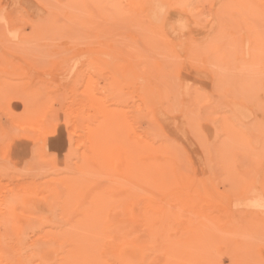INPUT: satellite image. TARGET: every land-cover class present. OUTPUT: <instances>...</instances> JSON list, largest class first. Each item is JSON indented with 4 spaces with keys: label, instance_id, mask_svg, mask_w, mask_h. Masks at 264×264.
Returning <instances> with one entry per match:
<instances>
[{
    "label": "rangeland",
    "instance_id": "rangeland-1",
    "mask_svg": "<svg viewBox=\"0 0 264 264\" xmlns=\"http://www.w3.org/2000/svg\"><path fill=\"white\" fill-rule=\"evenodd\" d=\"M81 1L83 2L84 0H81ZM81 1L80 0H41V1L40 0H0V34L2 35V36L0 35V43L2 41V43L0 44L1 46L0 47V79H1L0 80V118H1L0 119V168L2 169L3 168L2 166H4V169L6 170V171H4V169L2 170L1 174L3 176L0 174V214L4 213L3 214L4 216L1 215V217L3 216L2 219L5 220V215H7V211H8L7 207L5 206L6 207L5 209L7 211L4 212L3 205L5 204V201L7 200L6 202H8L10 198L12 201L13 196L11 194L18 195L17 196L19 198L18 204H20V206H18L17 202L14 204L13 202L14 200H13L12 201L13 205L10 204L12 205L11 207L12 210H9L10 211L8 213L9 215L6 216L8 222H10V219H12L11 222H13L16 225V227H14V225H12L13 223L10 222V224L12 225L14 229L13 230L14 233L13 232L12 233L15 235V237L14 235H11L12 233L8 232L12 229L11 225L8 227L7 225H4L6 220L5 221L0 220L1 221L0 222V225H1L0 239H2L1 241H3L2 236L4 235V233L6 234L7 232L9 233V236H8L9 238L8 237L5 238L8 235V234L7 235L5 234L4 240L5 239L7 240H5L6 242L3 241L4 244L10 243V244H7L9 248H6V250L12 249V246L18 243L16 242V240L20 234L19 233L20 228L23 233H26L24 234L25 237L21 235L22 239L23 240L25 238L26 239L24 240L25 242L23 243L22 242L23 240L19 236L18 244H21V245L31 244L32 246V244L36 241L39 244L43 242V240L46 237L44 234H46V231L49 230L50 228L48 226L49 224L52 228L54 222L57 224V221H58L59 223V220L55 219V218H58V216H56L55 205L58 203L56 202V200L58 201L60 192L64 191L65 187L63 185L60 189V186L62 185L61 183L56 188H55V185L61 182V180L58 178L61 177V175L63 174L61 173V171H62L64 163L68 164L69 166L75 167L76 154H77L76 147L78 146V142H79L78 139L81 138L80 130L84 128L86 125L85 123H86L87 109H86V104L84 106V103L86 102L85 100L87 99V94L84 91H85V87L87 86V82L89 81L88 80L89 75L91 74V77H92V73H89L88 70H86V68L82 65L83 56L82 55H81L82 57L80 56L81 52H79V55H78V52H76L72 48L78 45V47H81L82 50L84 49V52L86 53V58L92 61L95 64V66L97 65L100 69H102L103 70L102 73L105 72L103 73V75L105 74L104 76L100 74L101 78L104 77L103 79H101L100 75L98 74H97L98 75L97 79H96V74L95 76L93 75V77H95V79L97 80L96 88L99 87L97 88V90L102 88L101 91L99 92H102V91L104 92L105 91L104 89L108 88L106 84L107 82L109 83L114 82L113 83L114 85L117 84L118 90L116 91V94L110 95L106 99L108 100L106 104H110V106L112 104L111 108L112 107L119 108L120 106L122 107L121 108L122 110L129 108L127 110L130 111L132 110L131 108L132 106H134L133 108L135 109V107L139 105L140 103L138 102L139 98L135 96L136 87L139 85H142L141 83H144L150 80L151 78L150 75L149 77L145 78L144 70L148 67V65L146 64L148 63L149 60H150V64L151 63L154 64L153 66L150 65L149 71H153V73L155 72L152 75L153 76L155 75L156 77L155 81H157L156 83L157 88H155L153 91V87H151L150 100L147 99L146 100L147 102H145L147 109L151 107L150 108L151 111H149L150 114L148 116L149 119H152V121H154L153 123L155 122L158 123V124L155 123V125L157 124L160 127H162L164 130H167L166 133L168 135L169 142H171V145L176 144V147H177V148H174L172 146L173 149H178V151L180 149L181 151H183V153L182 152L180 153L177 150H175L177 153V157H179L178 155H180L181 157L180 163L182 164L183 169L181 168L180 169L182 170L183 175L185 173L186 174L185 176H187V179H191L192 181L193 191L196 194L201 193L200 195H202L206 200H208L210 203L215 204L218 208L216 209V211L221 214L223 213L225 218L227 217V215H229V218H226V219L231 218L230 220L234 222V220L237 218L235 220L236 222L240 220L241 224H242V221L243 223L246 224L245 226L243 224L242 225L239 224L240 227L244 226V228L243 227L240 228L236 222L234 223L228 222L229 224H232L231 226H229V230L233 228L234 224H236L237 226V228L234 227L236 228V230L232 229L230 230L231 232L229 231L230 233H232V231L234 232V234L236 233L235 235L233 234L234 236H231V237L229 236V238L226 237L227 235L224 236L226 232L223 235L222 234L223 231L222 232L219 231L221 232L219 233L217 231L218 229L216 230L215 227L209 229L208 232L212 234V236L208 235L207 238L215 239L216 237H218L217 239H215L217 240L216 245L221 246V249H222L221 250L222 252L220 253V255L217 256V261L219 262V264H230V258H229L228 252L231 250L237 251L239 249L241 252H239V250L235 252L238 253L239 256L243 255V257L246 258L245 260L247 262L252 260V258H254L255 256V259H254L255 264H258V263L263 264L264 263V229H263L264 227V207L260 208L258 204L260 203L264 204V197H263L264 193L262 192L264 191V189L263 190L261 189L262 191H260L259 189V188H264V182H262L261 184V181H264V179L261 180L260 178L262 176L264 178V173L263 175L261 174V171L263 170L261 169V167L264 168V164L263 163L260 164V162L258 161L262 162V159L264 160V150L262 149L264 148V146L262 147L264 140L260 139L261 137L263 138L264 136L259 137L257 135L258 134L264 135V132L261 133V129L264 130V128H262V125H261L263 124V127H264V120H262L264 118V115H263L264 114V102H263L264 89H261L262 87H264L263 85L264 83L262 84V82H264V63L260 62V60L262 59L261 57L257 58L260 54L258 52H260L262 49L257 51V55H255L256 56L255 58H254V55L252 58V53L253 54L255 53V50L252 48L253 47L252 43L255 42L256 44H258L256 42L257 41L256 39L259 38L260 40H258V42L259 41L261 42V38H264L262 37L263 36L262 34H264V23H263L264 18H263V15H262L263 19L259 18L260 20L262 19V22H261L256 19L257 17L256 18L254 17L256 16L254 14L255 7L253 8V6H250V5L254 4L255 0H240V2L242 1L243 2L242 4H244L242 5L241 8L244 7L246 9V6L248 5L246 10H244V8L241 9L239 7L240 2L238 1L237 3L236 0H225L227 2H225L224 0H221V2H219L218 0H205V1L200 0V2L203 1L202 3L203 6H201L202 4H200V6L196 9V12L197 11L199 12V16L197 12L196 19H198L199 17V21H200V25H198L197 28L191 25V23H189V20L186 14L181 13L180 11H177V10H173L171 9V7H166L162 13V15L164 16L163 22L160 23V26L163 29L164 42L159 44L158 47L154 51H150V52L144 50L143 48L142 40H144V37H141L142 36L141 29L139 30L135 22L132 21L133 19L127 21L128 23H126L125 21L126 19H124L123 15H128L127 16L128 19H130V17L133 15L131 14L133 12L131 8L130 9L132 11L127 10V9H125L124 11H121L119 13L122 15L121 16L118 14V5H117L118 0H94V1L89 0L91 2H87L85 0V3L84 2L82 3ZM131 1L136 7L140 8L139 11H140L141 16H143L144 14L147 15L148 11L151 9L153 4L155 3V0H147V1L131 0ZM142 1L146 3L143 4ZM215 1L220 3L221 8L218 7L219 4L216 3ZM124 2L123 4L120 2L119 7L125 8ZM250 2L252 3L250 4ZM96 3L98 5L100 3L104 7L103 12H102L104 15L99 13V11H101L102 8L98 10L97 12L96 9L98 8L94 6L96 5ZM233 3L234 5L238 4V8L236 6L235 8L233 6ZM256 4L254 5L258 6L256 8L257 9L256 13L258 16V13L262 12L258 10H261L262 7L264 9V0H259V1L256 0ZM202 7L203 9H201ZM217 7L218 9H220V11L217 10ZM227 7H228V10H227ZM48 8H50L51 11L48 10ZM91 8H93L94 10H92ZM239 9L243 13L238 12ZM248 9L250 11L254 10L252 13L254 15H252L251 12L249 13ZM86 10H89V11H86ZM142 10H145V11H142ZM87 15H89V17ZM119 16H121V18L124 21L120 20L121 18ZM134 17L135 16H133V18ZM259 17H260V13H259ZM86 18H89V19H86ZM44 21L46 22V25H44L45 24ZM84 21H87V22L84 23ZM81 22H83V24H86V23L87 24L82 26ZM89 24H90L91 29L88 28ZM189 25L192 27H190ZM85 26L90 30V32L87 31L88 29H86ZM73 27H76V29ZM36 28H38V30ZM42 29L43 30L45 29L44 32ZM254 30L256 31L258 30L257 31L258 33L257 34L255 33L257 38L254 37V34H253ZM3 31L7 34L6 36ZM66 36H68V38ZM251 36L253 38H251ZM52 37L54 38V40ZM20 38L21 39L26 38L25 39L26 41L25 40L23 41ZM27 38L30 39V42L28 41ZM73 41L79 44L76 45L75 42ZM16 42L19 47L14 46V45H17ZM69 44L71 45L70 46L71 48L69 47ZM261 44L264 45V43L262 42ZM259 45L254 44L256 48L257 47L260 48L261 45L260 46ZM133 49L136 54L132 52ZM21 50L22 51L24 50V51L22 52ZM19 51H20V54L18 53ZM64 51H65V54L62 53ZM66 51H69V52H66ZM136 51L137 52L139 51L138 54L140 55V58L142 55L145 58V61L139 65H134L135 64L134 61H136L137 63L141 61L138 58V56L135 57V55H137ZM140 51H142L141 53H144V54L141 55ZM132 55H134V57ZM68 67H69V70L71 68V73L69 72L70 75H68L69 74L67 72L68 70H66ZM64 70L66 71L64 72ZM165 70H166V73L164 72ZM160 71L162 72L160 73ZM168 71L170 74L168 73ZM162 73L163 74L165 73V75L164 77H161L163 79H160V75H163ZM168 74L170 77L168 76ZM117 76L119 79L115 78ZM104 79H105V84L103 83ZM161 80H163V82ZM259 81H261L260 86H259ZM97 83L98 85L100 84V86L104 84V86L103 85L102 86L105 88H103L102 86L100 88V86H98ZM2 84L3 86H1ZM259 87L260 89H258ZM126 92L129 93V95H127ZM97 94L100 97V94L99 93ZM131 95L132 96L134 95V96L132 97ZM257 95L259 96L257 97ZM254 96L258 99L255 98L253 100ZM126 97L128 98L131 97L133 101L136 98L137 101H134V104H133L132 99L130 98L131 100L130 101ZM58 99H60L59 103H57ZM124 99H126L127 103L124 102ZM256 100H258L257 102L259 104L255 102ZM259 100L262 102H260ZM252 101H254L255 103ZM256 104H257V107H256ZM260 104L262 105L260 106ZM170 107L172 108V110ZM82 110H83V120L79 121L77 120L76 116L77 114H79L78 112ZM66 111H67V114L69 111L72 114L70 118L71 119L70 122L63 123L60 120H57L58 116H60V114ZM216 111L218 112V114H216ZM187 112L188 114H186ZM223 112L224 114H222ZM210 113L212 115L211 117H210ZM214 113L216 116L213 115ZM228 114H231V115L228 116ZM224 116L228 117L226 118L227 123L224 119ZM43 117H47L46 119L44 118L45 122H43L44 120H42ZM185 117H188V118H185ZM229 117H231V120L229 121L230 122L232 121L231 122V125L233 126V127L231 126L233 128L232 130L235 129L236 131L235 130L234 131L236 132V134L241 133V135L240 134L238 136L236 134L235 135L229 134L230 136L228 135L227 131L229 130L226 127V125H228L229 127L230 123H228V120H227L229 119ZM96 118L97 117H95L94 119L97 120L98 118L97 119ZM131 118L132 117H130V119ZM2 119H5V120L2 121ZM164 119H166L168 122H165ZM189 119H192V120H189ZM173 120H175L176 124L174 123ZM209 121L211 122L209 123ZM213 121L215 122V124ZM186 122L188 124H186ZM236 122H237V125H236ZM190 123L191 125L193 123L196 125H194V127H187V125L190 126ZM219 123H221V127ZM210 124H214V127L218 125V128L220 127L221 129L219 128L220 129L219 130L217 127L212 128L213 126H211ZM242 124H244V126L245 124L246 125L249 124V126L247 125L248 127H245V128L244 126H242V128H240ZM257 124H259L261 128H259ZM175 125L178 126L176 127L178 128L177 130L176 128H174ZM169 126L172 128H170ZM255 127L258 129H256ZM47 128L53 132L55 129H57V133L52 132L53 134L50 135L51 137H48L49 135H47L46 133L47 131L45 132ZM195 129L198 130V131L196 130L197 131L196 134L194 133ZM200 129L202 130V132ZM214 129H216V131H214ZM240 129L244 131L240 132ZM217 130L221 132L219 133V131L217 132ZM237 130L239 132H237ZM191 131H193V134H191L192 133ZM199 131L203 135H201ZM43 132H45L46 134ZM70 132L72 133L74 141L72 145L69 147V149H67L65 138L68 136ZM171 132L173 134L172 135L173 138L175 137L174 138L175 140L171 137V134H170ZM246 132H248V134H246ZM199 134L201 135V137ZM214 134L219 136V137L217 136L219 139L216 137L217 140L215 139L214 142H211L214 145L216 143L218 144V145L216 144L215 147L214 145L210 146V141H212V139L215 138L213 137L215 136ZM7 136H9L10 138L8 139ZM38 136L39 138H37ZM230 137L232 138L231 141H232V145L234 146V150L229 140ZM32 138L39 140V141H36L38 143V144L36 143V146L38 147L39 145V147H41L40 150H36L39 148H36L35 143H34L35 139H32ZM200 138L201 140L205 142L201 141L203 142L201 143L199 140ZM196 139H198V141H196ZM248 139L251 140V144ZM222 140H223V143L221 144ZM195 141L200 144H197ZM215 141L217 142L215 143ZM244 141L246 142V144H248L247 146H245L246 144L244 145L245 143ZM224 143L226 144L227 147L224 145ZM56 144L59 147H57ZM204 144H209L207 146H209L210 148L208 147L209 149H204L206 147V145L204 147ZM236 144H238L237 145L238 148L243 147L242 153H241L242 150H239L240 152L238 151V149L237 151H235ZM219 145H220V148H219ZM199 146H201V149L203 150H201ZM198 147L200 150L198 149ZM228 147L230 149L232 148L233 151L230 149L226 151ZM210 149L212 150V152H210ZM4 150L7 152H5ZM216 150L217 152H215ZM38 151H40L43 154L42 157L39 156L41 154H38L40 153ZM213 152L215 153V156L213 155ZM243 153H245L246 158L254 159L256 157L255 160L256 159L258 160L256 163L257 165H256L254 164L255 162L253 159L252 160L249 159L250 162L253 161V163L249 162L250 163L249 164L246 162V164L244 165V167L246 168V172L241 170L247 174V175L245 174V176H248V178L246 177L245 179L249 180L251 178L249 180L251 182H249L248 187H247L248 190L245 187L244 188L239 187L242 184H243L242 186H247L248 181L244 179L245 176L243 174L241 175L240 170L238 173L237 169H240V168L244 169L242 168L243 166L238 168L239 166H241V163L240 164L238 163L239 165L237 166L235 162V161H239L244 164L245 162H243V160L248 161L246 158L244 159L242 155ZM223 154L225 155L224 157H222L224 158V160H222L221 158V155ZM259 154L263 158H261ZM67 155L69 156L67 157ZM246 155L249 157H247ZM51 156L53 159L51 158ZM211 156H214V158L213 157L211 158ZM258 157H260L261 160H259L260 158ZM2 158L3 159L5 158L6 161L3 160ZM43 158L46 159L43 161L47 162L49 168L46 166L47 165L45 164L46 162L43 164V161H42ZM185 159H186V162H185ZM232 159L234 160L235 162L234 164L237 167H235V165L232 164V161H233ZM50 160H52V162ZM203 160L205 161V163L203 162ZM221 160L223 161L224 164H226V166L224 167L226 173L224 172V168H223L224 164H222ZM7 161L9 162V164ZM19 161H21L24 165ZM188 161H190L189 162L190 165H188ZM4 162L6 163L4 164ZM213 162H216L217 165H219L222 168V170L221 168H218L219 166H217L216 163H213ZM230 163L231 165H233V168L231 167ZM185 164L189 168L187 169L186 167V169L184 170ZM206 164L208 165L207 169H206V166H204ZM247 164H249V166L254 164L257 167L259 165L260 166L258 167V170L260 169L259 173L257 174L256 172L253 173L254 170L256 171L257 167L256 169H253L255 168L254 165L247 167L248 166ZM6 165L7 166L9 165V167H7ZM212 165L213 166L216 165V167L213 168ZM10 166H11V169L13 170L10 169ZM28 167L30 168L26 169ZM81 167H83V171L85 170L84 168H87L85 171L87 172L89 171L88 173L94 174L92 170L94 168L90 167L89 165H86V164L84 165L83 163ZM196 167H197V170H196ZM251 167H253L252 168L253 170L251 169ZM88 168H90L91 171ZM208 168L210 169L208 170ZM23 169H25L28 174ZM30 169L32 170L31 172H30ZM100 169L101 168L99 167L95 168V171L97 172V173L95 172V175L102 174ZM232 169H233V172L239 174V177L237 174V178L239 179V180L237 179V181H239L238 188H236L237 187L236 185L238 183L236 184L237 181L235 182L236 174L232 172ZM217 170L219 171L221 170L222 174H221V171L218 173ZM34 171L35 172L37 171L38 174L36 172L34 175ZM7 173H9L10 175ZM88 173H85V176L82 174V177H80V180H79V183L81 182L79 185V190L81 187L82 192L79 191L78 195L79 193L81 194L84 193L85 195L87 193L86 197L84 198L85 204L83 203V201H81L82 197L84 196V194H82L83 196L80 195L81 199L77 195L78 201L74 200V203H71L69 205V207L67 208L68 210H66L68 211V213L67 212L66 213L69 214V217H72V218L71 219L69 218L70 219L69 220L66 214V217L68 219V222L67 220H65L66 222L64 221V223H66L64 228L66 227V229H69L68 227L73 228L74 225L76 226L75 223L78 222L76 216H78V220L82 218L81 216H79L78 213L82 212V214H84L85 212L84 205L88 204L86 203V201L88 202L90 200L89 202H92V197L93 196L96 197L94 194L97 191L96 189L98 188H95V187L101 180L99 181H97L98 179H96L95 181L94 179L88 180L87 178L89 176ZM215 173H217V175L218 174L220 175L217 176ZM223 173L227 174L228 183L230 180H233V183L235 185H232L231 187L234 188L233 189L234 192L236 189H237L236 193L239 192L243 194L246 192V195L244 197L245 202L244 203L242 202L243 205L240 203L241 204L240 206V204L238 203V199L243 198L244 195L237 194L236 197L240 195L238 199H236V197L233 196V199H236L234 201L232 200V196L230 197L228 195L223 194L222 192L217 191L219 189L216 190L215 187L218 186L220 188L221 184L223 185L221 187H226L225 186L226 184H223V183H227L226 179H225V182H220V179L221 178L223 179L225 177ZM75 174H74V177H75ZM93 174L90 175L89 177L95 178L93 177ZM86 175L88 176L86 177ZM222 175L224 177H222ZM101 176L102 175L100 176L98 175V177H101ZM102 178L104 179L105 182L109 179L106 175ZM228 178H231V179L228 180ZM57 179L59 180V182L57 181ZM242 179L243 181L244 180L245 181L243 182ZM55 180H56V183L54 186H52L51 185L53 183L52 181L55 182ZM91 180H92V183H91ZM47 181L48 183H46ZM87 181L90 182L92 187L89 184V182L87 183ZM93 181L97 183L93 185ZM104 181L99 183L97 187L101 189L104 185V187L102 188L104 189L105 186L109 185L108 182L104 183ZM34 182L37 185L34 186L33 185ZM245 182H247L246 185H244ZM42 183L43 184L46 183L49 186L51 185L52 187H50L49 189V186L46 187L45 184H44L45 186H43ZM102 183L103 185L101 186ZM214 183L216 184L221 183V184H219L220 186L216 184L214 186ZM228 183H227V186H229ZM252 183L253 185L251 186V188L254 187L253 188L254 190L253 189L249 190L251 189L250 184ZM38 185L41 186L42 190ZM86 185L90 186V188L92 189L95 188L96 190V191L92 189L91 191L89 190L90 192L94 191V193H92L91 198L89 197V195L91 194L88 192V190H86L89 187ZM141 185L143 187L144 184L141 183L139 187H141ZM260 185H263V187H259ZM23 187L25 188V190ZM26 187H28L30 190ZM34 187L37 189L39 187V189L35 191ZM231 187L229 189H231ZM44 189L47 192H45ZM83 189L86 190L87 192H83ZM100 189H98V193ZM137 189H140V188H137ZM243 189H245V191ZM32 191H35V193L34 192L32 193ZM56 192L58 194H56ZM9 193L12 196V197L10 196V198L7 197L9 196L8 195ZM24 194H27V195L24 196ZM38 194H40L41 196ZM261 194H262V197H261ZM5 195H7L6 196L7 198L5 197ZM36 195H38V197ZM54 195L55 196L58 195V196H56L55 198ZM142 195L143 194H141V197ZM246 196H249V197H246ZM3 197H5L6 200L3 199ZM254 197H256L255 200L253 199ZM51 198H53V200ZM151 198L152 199L149 201L150 198L148 199L147 197L149 203L154 202L157 199L156 196L155 198L154 197H151ZM143 199L144 198H137L136 200H134L136 201L135 203L134 201L131 202L130 204L131 213L133 212L135 213L137 211V209L139 208V206L137 205L141 201L143 202L145 200ZM147 199L144 202H146ZM250 199L252 202L250 201ZM2 200L4 201L3 205H2V202H3ZM15 200H17V198ZM49 200L50 202L51 201L52 202L49 203L48 202ZM11 201L9 202L11 203ZM133 203L135 204V206ZM233 203L235 204L234 206H233ZM50 204L53 207H51ZM91 204L92 203H90V205H87L88 208L86 209L92 210ZM5 205L8 206V204H5ZM43 205L45 206V208L42 207ZM78 205H80V207L81 206H84V207H81L79 211ZM16 207L17 209L19 208V210H16ZM72 208H75L76 210ZM250 209H252L250 211L252 217L248 218L245 214H247ZM259 209L263 211L262 215ZM26 210L30 211V213L33 214V216L30 215L29 212H26ZM72 210L73 212H71ZM74 210L76 213H74ZM16 211H17V214H16ZM51 211H53L54 213L53 215H51L52 214ZM252 211L254 212L255 215L253 214ZM255 211L260 212V213L256 215ZM24 212H25V215H23ZM10 213L11 214L13 213V214L11 215ZM248 214L250 215V213ZM8 216L9 217L11 216V217L8 218ZM25 216L30 218L29 222H28L27 217ZM243 216H246V217H243ZM73 217H74V221L72 222L71 220H73ZM233 217H235V219ZM257 217L259 218L261 217L262 221L259 223L253 222L254 219H257ZM31 218H34L35 221H32V222H35V223H31ZM242 219L244 220L247 219L246 221L248 223L246 221L244 222V220ZM42 220L44 223H42ZM50 220H52V224L50 223ZM45 221L49 222V224L45 223ZM61 222L63 223V220L60 221V223ZM91 222H89V224H91ZM29 223L32 225H29ZM25 224L29 226H26ZM33 225L34 226L37 225L38 227H34ZM66 225H68V227ZM251 225H252L251 227L252 229L250 230H252L251 232L253 233H249L247 237V234H248L247 227L249 226L250 228ZM255 225H258V226L260 225L259 226L260 228L258 226L257 228ZM30 226L31 227L33 226L32 228H34L32 231H30L31 229L30 230L28 229V227L30 228ZM2 227L4 228L3 231H5V228L8 231H5L4 233H2L1 232ZM90 227H92V225ZM42 228H44L43 231H42ZM38 229L40 231L39 234L42 232L40 236L38 232H36L38 231ZM23 230L27 232H24ZM29 231L30 233L31 232L32 233L30 234ZM1 233L3 235H1ZM245 233H246V236H245ZM238 234L241 236L243 234L244 236L239 237ZM13 237L15 238V242L13 240L14 239ZM220 238L226 239L227 241V242L225 241L226 244H229L230 242V246L225 247L226 244H224L225 242L223 243L224 240H220ZM240 238L242 239V242ZM33 240H36V241L32 243L31 241ZM40 240H42L41 243H40ZM215 240H214V243L216 242ZM219 240H220V243H218ZM211 241H209V247H211L212 245ZM221 241L223 244H221ZM3 242H1L2 245L0 244V246H4ZM210 242H211V245H210ZM7 245L2 247L1 250H5L4 248ZM213 246H215V244ZM44 248H45V244H44ZM253 249L255 251H253ZM1 250H0L1 255H5L7 253L6 251H4V253L2 254L3 251ZM223 250L225 251L224 253H223ZM42 251H43V255H47L51 257L52 259V255H53L52 249L45 248V250L43 249ZM29 252H32V250H30ZM8 254L9 256L12 255L10 253ZM8 254H6L7 258H9ZM245 254L246 256H249V257L244 256ZM13 255L11 257L15 258L13 259L15 262L18 259H20L21 255L17 256L18 254L16 252H13ZM257 256L258 257L260 256L262 260L259 257V260L257 259L256 261ZM2 258L4 257L2 256ZM247 258L248 259L250 258L249 261L247 260ZM261 261L262 263H260ZM250 263L254 264L253 260L252 262L250 261L249 264Z\"/></svg>",
    "mask_w": 264,
    "mask_h": 264
},
{
    "label": "bare ground",
    "instance_id": "bare-ground-1",
    "mask_svg": "<svg viewBox=\"0 0 264 264\" xmlns=\"http://www.w3.org/2000/svg\"><path fill=\"white\" fill-rule=\"evenodd\" d=\"M41 1V0H40ZM81 1V0H80ZM87 2H91L89 0H86ZM94 1V0H93ZM147 1V0H145ZM205 1V0H204ZM219 2H221V0H218ZM225 1V0H224ZM238 1L240 2V0H236V2L238 3ZM259 1V0H258ZM82 2V1H81ZM85 3V0L83 1ZM82 2V3H83ZM99 2V1H97ZM120 2L123 4L124 0H118V14L121 12V11H124L125 9L127 10H133V12L131 14H133L130 19H128V15H123L124 16V19H126V23H128L127 21L129 20H132L135 22V24L138 26L139 30L141 29V32H142V36L141 37H144V40H142V44H143V48L144 50L150 52V51H154L159 44L163 43L164 40H163V29L161 28L160 26V23L163 22V11L165 10L166 7H171V9L173 10H177V11H180L181 13H184L187 15L188 17V20H189V23H191V25H193L194 27H198V25H200V21H199V12H198V19H196V15H197V12H196V9L200 6V4L203 3V1L200 2V0H155V3L153 4V6L151 7V9L148 11V14L147 15H143L141 16L140 15V8L136 7L133 2L131 0H125L124 4H125V8H121L119 7L120 5ZM143 4L146 3L144 1H142ZM141 2V3H142ZM216 2V1H215ZM227 2V1H225ZM231 2V1H229ZM233 2V1H232ZM218 3V2H216ZM235 3V2H234ZM233 3V6L237 7L238 8V4L237 5H234ZM243 2L241 1L239 3V7L241 8ZM252 2H250L251 4ZM138 4V3H136ZM215 4V3H214ZM219 4V5H218ZM218 7L221 8L220 6V3H218ZM256 4V0H255V3ZM254 4L250 5V6H253L254 10H249V13L251 12V14L253 13L254 11V14L256 16H254L258 21H261L262 22V19L264 18V9L262 7L261 10H258V11H262V12H259L260 13V17H259V13H258V16H257V7L258 6H255ZM261 4V3H260ZM263 4V3H262ZM140 5V4H139ZM148 5V4H147ZM241 5V6H240ZM246 5V4H245ZM257 5V4H256ZM96 6L98 10H100L102 8L101 11H99V13L103 14V9L104 7L99 3V5L96 3ZM203 6V4L201 5ZM223 6V5H222ZM230 6V5H229ZM232 6V5H231ZM82 7V6H81ZM217 7V10L220 11V9H218ZM235 7V8H236ZM248 5L246 6V9H247ZM95 8V7H94ZM131 8V9H130ZM234 8V9H235ZM244 8V7H243ZM241 8V9H243ZM92 10H94L93 8H91ZM200 9V8H199ZM198 9V10H199ZM203 9V7L201 8ZM200 9V10H201ZM231 9V7H230ZM233 9V8H232ZM244 8V10H246ZM259 9V8H258ZM48 10H50V8H48ZM82 10V9H81ZM85 10V9H84ZM126 10V11H127ZM131 10V11H132ZM147 10V9H146ZM216 10V9H215ZM227 10H228V7H227ZM240 10V9H239ZM238 12H242L241 10ZM247 10V11H248ZM51 11V10H50ZM86 11H89V10H86ZM91 11V10H90ZM142 11H145V10H142ZM245 11V12H247ZM51 13V12H49ZM93 13V12H92ZM91 13V14H92ZM105 13V12H104ZM135 13V14H134ZM144 13V12H143ZM142 13V14H143ZM243 13V12H242ZM240 13V14H242ZM94 14V13H93ZM92 14V15H93ZM109 14V13H108ZM246 14V13H245ZM252 14V15H254ZM104 15V14H103ZM121 15V14H119ZM130 15V14H129ZM201 15V14H200ZM244 15V14H243ZM248 15V14H247ZM246 15V16H247ZM262 15H263V18H262ZM75 16V15H74ZM77 16V15H76ZM89 17V15H87ZM122 16V15H121ZM121 16H119L121 18ZM126 16V17H125ZM133 16H135L133 18ZM93 17V16H92ZM91 18V17H90ZM259 18H262L261 20ZM79 19V18H78ZM86 19H89V18H86ZM84 19V20H86ZM48 20V19H47ZM92 20V19H91ZM120 20H123L122 18ZM81 21V20H80ZM83 21V20H82ZM124 21V20H123ZM264 21V20H263ZM34 22V21H33ZM45 22V21H44ZM87 22V21H84V23ZM55 23V22H54ZM82 23V26L86 25V24H83ZM90 23V22H89ZM264 23V22H263ZM38 24V23H37ZM79 24V23H78ZM41 25V24H40ZM46 25V22L45 24ZM43 25V26H44ZM190 26V25H189ZM49 27V25H48ZM86 27V26H85ZM192 27V26H190ZM45 28V27H44ZM47 28V27H46ZM76 29V27H73ZM88 28H90V24L88 26ZM86 27V29H88ZM38 30V28H36ZM40 29V28H39ZM57 29V28H55ZM59 29V28H58ZM91 29V28H90ZM255 29V27H254ZM43 30V29H42ZM45 30V29H44ZM43 30V32H44ZM48 31V30H47ZM54 31V30H53ZM58 31V30H57ZM88 32H90V30L88 29L87 30ZM258 31V30H257ZM256 30H254V37H256V34L258 33ZM4 32V31H3ZM40 32V31H39ZM49 32V31H48ZM60 32V31H59ZM87 32V33H88ZM146 32V33H145ZM5 33V32H4ZM8 33V32H7ZM27 33V32H26ZM25 33V34H26ZM41 33V32H40ZM47 33V32H46ZM256 33V34H255ZM44 34V33H43ZM41 34V35H43ZM50 34V33H48ZM89 34V33H88ZM147 34V36H146ZM252 34V36H253ZM1 35V34H0ZM7 34L5 33V36ZM24 35V34H23ZM31 35V34H30ZM264 37V34H262ZM2 36V35H1ZM55 36V35H54ZM251 36V38H253ZM27 37V36H26ZM68 38V36H66ZM250 37V36H249ZM30 38V37H29ZM28 39V41L30 42V39ZM32 38V37H31ZM53 38V37H52ZM51 38V39H52ZM62 38V37H61ZM72 38V37H71ZM3 39V38H2ZM9 39V38H8ZM21 39V38H20ZM26 39V38H25ZM24 38L21 39V40H25ZM140 39V38H139ZM4 40V39H3ZM19 40V41H21ZM33 40V39H32ZM54 40V38H53ZM66 40V39H64ZM257 43L256 44L255 42L252 43L253 45V49L255 50V53L253 54L252 53V58H253V55H254V58L256 57L255 55H257V51L261 50L259 54V56L257 58H264V45L261 44L264 43V38H261V42L258 40H260L259 38L256 39ZM16 41V40H15ZM14 41V42H15ZM26 41V40H25ZM34 41V40H33ZM76 41V40H75ZM73 41V42H75ZM13 42V44H14ZM72 42V41H71ZM253 42V41H251ZM250 42V43H251ZM2 43V41H1ZM0 43V44H1ZM70 43V42H69ZM17 44V42H16ZM74 44V43H72ZM75 44H79V43H76ZM255 45H261L260 48H256ZM4 45V44H2ZM259 45V46H260ZM15 47L18 46L17 45H14ZM64 46V45H63ZM71 45L69 44V47ZM1 47V46H0ZM5 47V46H4ZM19 47V46H18ZM67 48V47H66ZM71 48V47H70ZM76 52H78V55H79V52L80 53V56L82 57V65L86 68V70H88L89 73H92V77H91V74L89 75L88 77V82H87V86L85 87V93L87 94V99L85 100L86 102L84 103V106L86 104V109H87V116H86V125L84 128H82L80 131H81V135H80V139L79 142H78V146L76 147V151H77V154H76V162H75V167L73 166H69L68 164H65L63 165V168H62V171L61 173H63L61 175V177H59L58 179L61 180V182H59V180L57 179V181L59 182V184L56 183V180L55 182L52 181L53 183L51 184L52 186L55 185V188L60 185V183L62 184L60 186V189L61 187L64 185L65 187V190L60 192L59 194V198H58V201L56 199V202H58L57 204L55 205V210H56V216H58V218H55L57 220H59V223L57 221V224L53 223V226L51 228L49 222L45 221V223L49 224L47 228H49V230L46 231V234H44L46 237L45 239L43 240V242L41 243L42 240H40V243H37L36 240H33L31 241L32 243L34 241L32 246H31V242L29 243L30 245H27V244H24V245H21V244H18L19 243V236L20 238L22 239L21 235L24 236V234L26 233H23L21 228H20V234L16 240V243L14 246H12V249H7L6 248H9V246L7 244H10V243H6L4 244L3 241L7 240L5 239L4 240V236L6 233H4L5 231H8L6 228H5V231H3V227L1 228V232L4 233V235L1 233L2 238H3V241H1L2 239H0V244L2 245L1 242H3L4 246L7 245L4 249L5 250H1L2 247L4 246H0V250L3 251L2 254L4 253V251H6L5 253L8 254H12L13 255V252H16L19 256H20V259H18L16 262L13 260L15 259L14 257H11L12 255L9 256L8 254V257L7 258V255H1L0 254V264H219V262L217 261V256L220 255V253L222 252L221 250V246H217L216 243H217V239L218 237H216L215 239H212V238H209L211 240H209L207 237L208 235H211L208 231L209 229L215 227V229L219 232V231H223L222 234L225 235L226 237L229 238V236H234V232L232 231V233H230L232 229H235L237 228L236 224L233 225V228H231L229 230V226H231L232 224H229L230 222H233L232 220L230 219H226V218H229V215H227V217L225 218L223 213H219L216 211L217 206L213 203H210L208 200H206L202 195L200 194H196L194 191H193V188H192V181L191 179H187V176H185L186 174L182 173V164L180 163L181 160H180V155H178L179 157H177V153L175 150L178 151V149H173L174 148H177L176 147V144L175 145H171V142H169V139H168V135H167V130H164L162 127H160L159 125H155V123H153L154 121H152V119H149V114L151 111L150 108L147 109V106L145 105V102H147L146 100H150V96H151V87H153V91L156 87V83L157 81H155L156 77L155 75L153 76L152 74L153 71H149L150 70V65H154V64H150V60L148 61V63L146 65H148V67L144 70V73H145V78L149 77L150 75V80L149 81H146L144 83H141L142 85H139L136 87V95L134 93V95L136 97H138L139 101V105L135 107V109L133 108L134 106H132V110H127V109H124L122 110L119 106V108L117 107H112V104L110 106V104H106L108 100L107 97L110 96V95H115L116 94V91L118 90L117 89V84L114 85L113 83L114 82H107V89L104 86L105 84V79L102 81L104 84H102L101 86L103 88H105L104 92H99L101 91V86L100 84L97 85L100 86L101 89L97 90V87L96 88V79L98 77V75H103V72L102 73V69H100L97 65L95 66V64L88 60V58H86V53L84 52V49L82 50L81 47H78L75 46V47H72ZM257 50H256V49ZM63 49V48H62ZM61 49V51H62ZM69 49V48H68ZM11 50V49H10ZM70 50V49H69ZM22 51V50H21ZM24 51V50H23ZM22 51V52H23ZM50 51V50H49ZM60 51V52H61ZM263 51V52H262ZM21 52V53H22ZM51 52V51H50ZM66 52H69V51H66ZM132 52H134V49L132 50ZM137 52V51H136ZM139 52V51H138ZM137 52V55L138 58L141 60L140 62H136L134 61V65H139L141 63H143L145 61V58L142 54L144 53H141L142 51H140V54L142 55L141 58H140V55L138 54ZM20 54V51L18 52ZM63 54H65V51L62 52ZM75 53V52H74ZM127 53V52H126ZM135 53V52H134ZM132 53V54H134ZM68 54V53H67ZM66 54V55H67ZM72 54V53H71ZM136 54V53H135ZM129 55V54H128ZM263 57H262V56ZM134 57V55H132ZM132 57V58H133ZM134 59V58H133ZM136 59V58H135ZM262 59L260 60L261 63H264V59L262 61ZM137 60V59H136ZM133 61V60H132ZM64 65V64H63ZM262 65V64H261ZM166 66V65H165ZM16 69V68H15ZM62 69V68H61ZM172 69V68H170ZM68 70L67 72L71 73V68L69 70V67L66 69ZM64 70V72L66 71ZM143 70V69H142ZM160 70V69H159ZM63 72V73H64ZM162 71H160L161 73ZM166 73V70L164 71ZM62 73V72H61ZM70 73L68 75H70ZM165 73L163 75H160V79H163L161 77H164ZM169 73V71H168ZM96 74V79L95 77H93V75L95 76ZM98 74V75H97ZM170 74V73H169ZM168 74V76H169ZM60 75V74H59ZM101 75H100V78H101ZM69 77V76H67ZM66 77V78H67ZM170 77V76H169ZM104 77H102L101 79H103ZM117 79V77H115ZM63 79V78H62ZM1 80V79H0ZM92 80V82H91ZM99 80V79H98ZM116 80V79H115ZM163 82V80H161ZM160 81V82H161ZM99 82V81H98ZM117 82V81H116ZM159 82V81H158ZM261 81H259V86H260V83ZM29 83V82H28ZM264 82H262L263 84ZM4 84V83H3ZM3 84L1 86H3ZM125 84V83H124ZM5 85V84H4ZM8 85V84H6ZM31 85V83H30ZM29 85V86H30ZM264 85V84H263ZM13 86V85H12ZM27 86V85H26ZM28 87V86H27ZM126 88V87H125ZM130 89V88H129ZM260 89V87L258 88ZM261 89H264V87H262ZM115 92V93H114ZM264 92V91H263ZM262 92V93H263ZM99 93L100 94V97L99 95L97 94ZM127 93V92H126ZM127 95H129V93H127ZM126 95V96H127ZM133 95V96H134ZM263 95V94H262ZM132 96V95H131ZM132 96V97H133ZM183 96V94H182ZM259 95H257L258 97ZM264 96V95H263ZM106 97V98H105ZM128 100H130L131 97H126ZM256 97L254 96L253 97V100L255 99ZM261 98V97H260ZM61 99V98H60ZM60 99H58V102L59 103ZM132 99V98H131ZM152 99V98H151ZM184 99V98H183ZM181 99V100H183ZM258 99V98H256ZM262 99V98H261ZM230 100V99H229ZM263 100V99H262ZM131 101V100H130ZM129 101V102H130ZM134 101H137L136 98ZM134 101L132 99V102L134 104ZM237 101V100H236ZM258 100H256L255 102H257ZM260 101V100H259ZM120 102V101H119ZM124 102L127 103L126 99H124ZM254 102V101H252ZM254 102V103H255ZM262 102V101H260ZM264 102V100H263ZM258 103V102H257ZM131 104V103H130ZM136 104V103H135ZM177 104V103H176ZM232 104V103H231ZM259 104V103H258ZM172 105V104H171ZM262 104H260L261 106ZM118 106V105H117ZM129 106V105H128ZM215 106V105H213ZM259 106V107H260ZM256 107H257V104H256ZM126 108V107H125ZM171 108V107H170ZM214 108V107H213ZM216 108V107H215ZM218 108V107H217ZM148 110V111H147ZM172 110V108H171ZM213 110V109H212ZM217 110V109H216ZM253 110V109H252ZM144 111V112H143ZM228 111V110H226ZM81 112V113H80ZM78 112L79 114H77V120L81 121L83 120V110ZM189 112V111H188ZM188 112L186 114H188ZM62 113V112H61ZM133 113V114H132ZM233 113V112H232ZM97 114V115H95ZM216 114H218V112L216 111ZM224 114V112L222 113ZM259 114V113H258ZM71 113L70 111L68 112L67 114V111L66 112H63L62 114H60V116H58L57 120H60L61 122H65V123H69L70 122V118H71ZM215 115V113L213 114ZM227 115V114H225ZM231 115V114H228V116ZM236 115V114H235ZM264 115V114H263ZM187 116V115H186ZM211 113H210V117H211ZM216 116V115H215ZM260 116V115H259ZM97 117L95 120L94 118ZM130 117H132L130 119ZM152 117V116H151ZM191 117V116H190ZM209 117V119H210ZM238 117V116H237ZM251 117V116H250ZM262 117V116H261ZM40 118V117H39ZM47 117H43L42 120H44L43 122H45V119ZM185 118H188V117H185ZM222 118V117H221ZM220 118V120H221ZM226 118L228 117H225L224 116V119L226 121ZM1 119V118H0ZM194 119V118H193ZM223 119V121H224ZM234 119V118H232ZM257 119V118H255ZM5 119H2V121H4ZM165 122H168L166 119H164ZM188 120V119H187ZM186 120V121H187ZM189 120H192V119H189ZM228 120V123L229 124V127L228 125H226V127L228 128V130L230 131H227L228 135H235L236 134V130H232L233 126L231 125V122L229 120H231V117H229ZM259 120V119H258ZM264 120V118L262 119ZM261 120V122H262ZM174 123H175V120H173ZM219 121V120H218ZM249 121V120H248ZM256 121V120H255ZM193 122V121H192ZM195 122V121H194ZM211 121H209L210 123ZM214 122V121H213ZM259 122V121H258ZM172 123V122H170ZM218 123V122H217ZM223 123V122H222ZM225 123V122H224ZM227 123V121H226ZM246 123V122H245ZM257 123V122H256ZM176 124V123H175ZM186 124H188L186 122ZM215 124V122H214ZM214 124H210L211 126H213L212 128H215L217 127L218 128V125L214 127ZM220 124V127H221V123ZM260 124V123H259ZM259 124H257L259 126ZM167 125V124H166ZM171 125V124H170ZM184 125V124H183ZM193 125V126H192ZM190 123V126L187 125V127H194V125L196 124H192ZM236 125H237V122H236ZM249 126V124H247ZM246 124L244 126V124L241 125L240 128H242V126L245 127H248ZM256 125V127H257ZM262 125V128L263 127V124ZM44 126V125H43ZM173 126V125H172ZM224 126V124H223ZM232 126V127H231ZM45 127V126H44ZM170 127V126H169ZM178 126L175 125L174 128H176ZM186 127V126H185ZM197 127V126H196ZM219 127V128H220ZM255 127V128H256ZM46 128V127H45ZM56 128V127H55ZM172 128V127H170ZM200 128V127H198ZM208 128V127H207ZM218 128V129H219ZM237 128V127H235ZM259 128H261L259 126ZM38 129V128H37ZM178 128H176L177 130ZM189 129V128H188ZM221 129V128H220ZM219 129V130H220ZM247 129V128H246ZM258 129V128H256ZM45 130V129H43ZM50 129H46L45 132L47 133V135H49L48 137H51L50 135H52L53 133H57V129L53 131H49ZM79 130V129H78ZM194 130V129H193ZM197 129H195L194 133L196 134ZM201 130V129H200ZM217 130V132L219 131ZM249 130V129H248ZM175 131V130H174ZM214 131H216V129H214ZM213 131V132H214ZM232 131V133H231ZM241 131H244L242 129H240V132ZM39 132V131H38ZM41 132V131H40ZM43 132V133H45ZM53 132V133H52ZM62 132V131H61ZM60 132V133H61ZM192 132V133H191ZM190 133L193 134V131H191ZM200 132V131H199ZM202 132V130H201ZM200 132V133H201ZM221 131H219L220 133ZM223 132V130H222ZM237 132H239L237 130ZM264 130L261 129V133H263ZM45 133V134H46ZM63 133V132H62ZM169 133V132H168ZM205 133V132H204ZM218 133V135H219ZM243 133V132H242ZM65 134V133H64ZM171 134V137L173 138V134L172 132L170 133ZM169 134V135H170ZM210 134V133H209ZM222 134V133H221ZM241 135V133H239ZM238 133L236 134L237 136L239 135ZM246 134H248V132H246ZM258 134V133H257ZM38 135V134H37ZM44 135V134H43ZM42 135V136H43ZM61 135V134H60ZM176 135V134H175ZM174 135V136H175ZM200 135V134H199ZM201 135H203L201 133ZM200 135V137H201ZM205 135V134H204ZM215 135V134H214ZM218 135H215L212 139V141H210V146L211 145H214L213 143L211 142H214V140L216 139V137ZM223 135V134H222ZM229 135V136H230ZM10 136V135H9ZM8 137V139L11 137ZM40 136V134H39ZM39 136L37 138H39ZM62 136V135H61ZM193 136V135H192ZM208 136V135H207ZM224 136V135H223ZM226 136V135H225ZM228 136V137H229ZM259 137L261 136H264L263 134L262 135H257ZM219 137V136H218ZM217 137V138H218ZM233 137V136H232ZM36 138V137H35ZM35 138H32V139H35ZM42 138V137H41ZM59 138V137H58ZM175 138V137H174ZM173 138V139H174ZM211 138V136H210ZM239 138V137H238ZM245 138V137H244ZM249 138V136H248ZM7 139V138H6ZM45 139V138H44ZM206 139V138H205ZM219 139V138H218ZM223 139V137H222ZM231 137H230V142H231V145H232V141H231ZM262 140H264V137L260 138ZM66 140V146H67V149H69V147L72 145L73 141H74V138L72 136V133L70 132L68 134V136L65 138ZM156 140V141H155ZM175 140V139H174ZM195 140V139H194ZM200 142L203 141L201 140V138L199 139ZM207 140V139H206ZM217 140V139H216ZM245 140V139H244ZM249 140V139H248ZM247 140V141H248ZM36 141H39L38 139H35V146H36ZM173 141V140H172ZM196 141H198V139H196ZM195 141V142H196ZM41 142V141H40ZM159 142V143H158ZM177 142V141H175ZM205 142V141H203ZM201 142V143H203ZM217 141H215L216 143ZM245 142V141H244ZM243 142V143H244ZM250 144H251V140H249ZM158 143V144H157ZM197 143V142H196ZM223 143V140L221 141V144ZM242 143V144H243ZM262 143V142H261ZM38 144V143H37ZM174 144V143H173ZM197 144H200V143H197ZM217 144V143H216ZM215 144V145H216ZM246 144V142L244 143V145ZM41 145V144H40ZM55 145V144H54ZM57 145V144H56ZM206 145V147H205ZM209 144H204V149H209L210 147L207 146ZM214 145V147H215ZM218 145V144H217ZM224 145L226 146V144L224 143ZM223 145V146H224ZM238 144H236V148H235V151H238L239 150H242L241 153L243 152V147L242 148H238L237 147ZM248 144H246L245 146H247ZM262 145V144H261ZM64 146V145H63ZM173 146V147H172ZM243 146V145H242ZM264 146V141H263V145L262 147ZM57 147H59L57 145ZM200 149H201V146H199ZM198 147V149H199ZM209 147V148H208ZM227 147V146H226ZM225 147V149H226ZM241 147V146H239ZM260 147V148H262ZM36 148H39V149H36V150H40L41 147H38L36 146ZM217 148V146H216ZM219 148H220V145H219ZM232 148L234 150V146L232 145ZM232 148L230 149L229 147L227 148L226 151H228V149L232 150ZM199 149V150H200ZM215 149V148H214ZM264 150V148H262ZM7 150V149H6ZM65 150V149H64ZM173 150V151H172ZM203 150V149H201ZM232 150V151H233ZM252 150V149H251ZM255 150V149H254ZM5 151V150H4ZM3 151V152H4ZM54 151V149H53ZM57 151V150H56ZM175 151V152H174ZM208 151V150H207ZM7 152V151H5ZM4 152V153H5ZM40 152V151H38ZM174 152V153H173ZM178 152H182L180 149ZM201 152V151H200ZM210 152H212V150L210 149ZM217 152V150L215 151ZM240 152V151H239ZM261 152V151H260ZM202 153V152H201ZM38 154H41L39 156H43V154L40 152ZM179 154V153H178ZM206 154V153H205ZM217 154V153H216ZM258 154V153H256ZM262 154V153H261ZM186 155V153H185ZM200 155V153H199ZM208 155V154H207ZM212 155V153H211ZM213 155L215 156V153L213 152ZM218 155V154H217ZM244 159L246 158L245 157V153L242 154ZM254 155V154H253ZM16 156V155H15ZM14 156V157H15ZM45 156V155H44ZM69 155H67L68 157ZM194 156V155H193ZM209 156V155H208ZM207 156V157H208ZM214 156H211V158ZM225 155H221V158L224 157ZM247 156V155H246ZM251 156V155H250ZM259 156L261 158H263L260 154ZM237 157V156H235ZM242 157V156H240ZM249 157V156H247ZM255 157V156H253ZM258 157V158H260ZM52 158V156H51ZM185 158V156H184ZM205 158V157H204ZM203 158V159H204ZM210 158V157H209ZM210 158V159H211ZM233 158V157H232ZM256 158V157H255ZM255 158L253 159L254 160V164L257 163V159L255 160ZM261 158L259 160H261ZM3 159V158H2ZM12 159V158H11ZM53 159V158H52ZM191 159V158H190ZM209 159V160H210ZM236 159V158H235ZM248 161H244L245 162L244 164L242 162H239V161H235L236 162V165L238 166L240 163H241V166H239L238 168L242 167L244 169H237L238 170V173H239V170H243L246 172V168L244 167V165L247 163L250 162V160H252L251 158H246ZM250 159V160H249ZM3 160L6 161V159L4 158ZM17 160V159H16ZM43 160H46V159H42ZM197 160V158H196ZM215 160V159H213ZM222 160H224V158H222ZM221 160L222 164L223 161ZM233 160V159H232ZM238 160V158H237ZM14 161V160H13ZM52 162V160H50ZM184 161V160H183ZM182 161V162H183ZM207 161V160H206ZM242 161V160H241ZM264 160L262 159V162L261 161H258L260 162V164H264L263 162ZM8 162V161H7ZM21 162V161H19ZM46 161H43V164L45 163ZM185 162H186V159H185ZM190 161H188V165ZM198 162V161H197ZM202 162V161H200ZM203 162L205 163V161L203 160ZM220 162V161H219ZM234 160L232 161V164L235 165L234 163ZM6 162H4L5 164ZM22 163V162H21ZM49 163V162H48ZM84 163V165H89L90 167L94 168L92 169L94 174H93V177L95 178H92V177H89L90 173H88L87 171H85L87 168H84L85 170L83 171V167L82 164ZM213 163H216V162H213ZM239 163V164H238ZM250 163H253L250 162ZM249 163V164H250ZM9 164V162H8ZM23 164V163H22ZM47 164V162L45 163ZM50 164V163H49ZM198 164V163H197ZM202 164V163H201ZM219 164V163H218ZM221 164V165H222ZM243 164V165H242ZM249 164H247L248 166L247 167H250L252 165L249 166ZM259 164V163H258ZM259 164V165H260ZM24 165V164H23ZM184 165V164H183ZM210 165V163H209ZM214 165V164H213ZM212 165V166H213ZM217 165V163H216ZM213 166L214 167H216ZM231 165V163H230ZM233 165H231V167L233 168ZM235 165V167H237ZM257 165V164H256ZM258 165V167H260ZM7 166V165H6ZM22 166V165H21ZM27 166V165H26ZM45 166V165H43ZM48 167V164L46 165ZM61 166V165H60ZM198 166V165H197ZM206 166V169H207V164L204 165ZM219 166V165H217ZM226 166V164H224L223 168ZM255 166V165H254ZM263 166V165H262ZM3 168L0 170V174L2 173V170L4 169V166H2ZM9 167V165L7 166ZM62 167V166H61ZM96 167H99L101 168V173L102 174H96L95 175V168ZM189 168L186 164H185V168L184 170ZM211 167V166H210ZM257 166H255V168L251 167V169H256ZM258 167L256 169V171L254 170L253 173L256 172L259 173L260 169L258 170ZM30 167L26 168V169H29ZM49 168V167H48ZM53 168V167H52ZM181 168V169H180ZM218 168H221L220 166ZM8 169V168H7ZM10 169H11V166H10ZM90 170V168H88ZM210 168H208L209 170ZM252 169V170H253ZM261 169H263L261 171V174L263 175V171H264V168L261 167ZM13 170V169H11ZM25 172L26 170L23 169ZM195 170V169H194ZM196 170H197V167H196ZM222 170V168H221ZM220 170V171H221ZM258 170V172H257ZM4 171H6L4 169ZM8 171V170H7ZM29 171V170H28ZM32 170L30 169V172ZM53 171V170H52ZM91 171V170H90ZM214 171V170H213ZM212 171V172H213ZM218 173L220 172L219 170H217ZM243 171H241V175L243 174L245 176L246 173H244ZM10 172V171H9ZM23 172V171H22ZM37 172V171H36ZM34 171V175L36 173ZM184 172V171H183ZM191 172V171H189ZM205 172V171H204ZM224 172H225V168H224ZM232 172H233V169H232ZM243 172V173H242ZM27 173V172H26ZM60 173V172H59ZM76 173V174H75ZM85 173H88V175H86V177L88 178V180L90 179H94V181L96 179H98L97 181L101 180L99 183H101L102 181H104V179L102 177H104L105 175L109 178L106 182L104 181V183H109V185L105 186L104 189H102L104 187L103 183L101 184V186L103 185V187L100 189L99 187H97V184L95 188H98L100 189L99 190V193H98V189L95 190L90 188V186H88L89 188L86 189L88 190V192L91 194L89 195V197L91 198L92 196V193H94V191L90 192L91 189L92 190H95V196L96 197H92V202H87L88 203L87 205H90L91 204V207H92V210L90 209H86L88 208L87 205H84L85 204V200L84 198L86 197V195L84 193V196L79 193L78 195V192L81 191V187H80V190H79V180H80V177H82V174L85 176ZM97 173V172H96ZM209 173V172H208ZM226 173V172H225ZM225 177L222 175V177H224L221 181L220 179V182H225V179H226V182L228 183L227 181V174H225ZM235 173V172H233ZM238 173H235V182L237 181V174ZM4 174V173H3ZM9 174V173H7ZM28 174V173H27ZM31 174V173H30ZM33 174V173H32ZM38 174V172H37ZM74 174H75V177H74ZM197 174V173H196ZM217 175V173H215ZM221 174H222V171H221ZM2 175V174H1ZM10 175V174H9ZM95 175V176H94ZM98 175H102L101 177H98ZM199 175V174H198ZM220 174H218L217 176H219ZM247 175V174H246ZM3 176V175H2ZM83 176V177H84ZM110 176V177H109ZM203 176V175H202ZM256 176V175H255ZM258 176V175H257ZM6 177V176H5ZM97 177V178H96ZM238 177H239V174H238ZM241 177V176H240ZM248 178V176H245V178ZM112 178V179H111ZM243 178V177H242ZM256 178V177H255ZM254 178V180H255ZM261 180L264 179L263 176L260 177ZM103 179V180H102ZM201 179V178H199ZM231 179V178H228V180ZM251 179V178H250ZM249 179V180H250ZM253 179V178H252ZM54 180V179H53ZM83 180V179H81ZM239 180V179H238ZM247 182L244 183V185H246L247 183V186H242L240 185L239 186V181L236 182V188H238V186L241 188H247L248 187V184L249 181L248 179H245ZM244 180V181H245ZM258 180V179H257ZM93 181V185L96 184L97 182H94ZM232 181V182H231ZM241 181V179H240ZM243 181V179H242ZM243 181V182H244ZM89 181H87L88 183ZM242 182V183H243ZM256 182V181H255ZM262 182L264 181H261V184ZM48 183V181L46 182ZM46 187H48L49 185L46 184ZM86 183V182H85ZM86 183V184H87ZM91 183H92V180H91ZM144 184L143 187L140 184ZM227 183H223V184H226L225 186L227 187H221L223 186L221 183H214V186L215 184L216 185H219L221 184L220 188L218 186H216V190L219 191V192H222L223 194L225 195H228V196H232V200H236L240 197V195L237 196V194H241V195H244L243 198L245 197L246 195V192L245 193H236V190L234 192V188H232L231 186L232 185H235L233 183V180H230L228 185L227 186ZM233 183V184H231ZM241 183V182H240ZM43 184V183H42ZM43 184V186H45ZM90 184V182H89ZM211 184V183H210ZM33 185H37L35 184V182L33 183ZM41 185V184H39ZM38 185V186H39ZM49 186V189L50 187L52 186ZM91 185V184H90ZM253 185L250 184V188L251 186ZM84 186V185H83ZM29 187V186H28ZM26 187V188H28ZM37 187V186H36ZM41 188V186H39ZM38 187V189H39ZM85 187V186H84ZM92 187V185H91ZM231 187V189H229ZM259 187H263V185H260ZM24 188V187H23ZM31 188V187H30ZM33 188V186H32ZM59 188V187H58ZM137 188H140V189H137ZM254 187H252L251 189L249 190H252ZM29 189V188H28ZM37 188L34 187V190H38ZM48 189V188H47ZM85 189V188H84ZM83 189V192H87L86 190ZM195 189V188H194ZM229 189V190H228ZM260 191H262L264 188H259ZM262 189V190H261ZM25 190V188H24ZM30 190V189H29ZM28 190V191H29ZM42 190V188H41ZM45 190V189H44ZM58 190V189H57ZM90 190V191H89ZM138 192H137V191ZM245 191V189H243ZM248 190V188H247ZM254 190V189H253ZM256 190V188H255ZM27 191V189H26ZM35 191H32V193ZM25 192V191H24ZM41 192V191H40ZM45 192H47L45 190ZM82 192V191H81ZM243 192V191H242ZM254 192V191H253ZM264 193V191H262ZM261 192V193H262ZM38 193V192H37ZM97 193V194H96ZM236 193V194H235ZM19 194V193H18ZM56 194H58L56 192ZM141 194L142 197H141ZM148 194V195H147ZM259 194V193H258ZM9 196L5 195V197L7 196L8 198H10V196L12 195L13 198H12V201L14 202V204L17 202H19V198L17 197L18 195L17 194H11L10 193L8 194ZM27 195V194H24V196ZM29 195V194H28ZM35 195V194H34ZM40 195V194H38ZM38 195H36L38 197ZM77 195L78 197H80L81 199V196L82 199L81 201H83V205L85 206V212L84 214H82V212H79V216H81L82 218L84 219H79L78 220V216L77 217V221L75 224L76 226L74 225L73 228H70L68 227V225H66L69 229H66V227L64 228L65 224L64 221L67 220L68 222V219L72 218V217H69V214L67 208L69 207V205L71 203H74V200H77ZM81 195V196H80ZM200 195V196H199ZM264 195V194H263ZM11 196V197H12ZM16 196V197H15ZM41 196V195H40ZM55 196V195H54ZM58 196V195H56ZM55 196V198H56ZM156 196V200L154 199ZM233 196L236 197V199H233ZM3 197V199L6 200V198ZM35 197V196H34ZM88 197V196H87ZM88 197V198H89ZM149 201L152 199L151 197H154L153 199L155 200L154 202H148V199ZM246 197H249V196H246ZM261 197H262V194H261ZM264 197V196H263ZM17 198V200H15ZM86 198V199H88ZM137 198H144L145 200L147 199L146 202H140L139 204L141 205H137L139 206V208L137 209V211L134 213H131L130 211V204L132 201L136 200ZM239 198L238 199V203L242 204V202L244 203L245 201V198ZM22 199V198H21ZM53 200V198H51ZM50 199V200H51ZM248 199V198H247ZM254 200L256 199V197L253 198ZM261 199V198H260ZM263 199V198H262ZM50 200L48 201L49 203ZM141 200V199H140ZM138 200V201H140ZM243 200V201H241ZM3 201V200H2ZM7 201V200H6ZM5 201V204H8L7 205H3L4 201L2 202V205L4 206V212H6L7 210V215H9L8 213L10 212L9 210H12L11 207H12V201H11V198L8 200V202ZM11 201V203L9 202ZM44 201V200H43ZM78 201V200H77ZM251 201V199H250ZM249 201V203H250ZM32 202V201H31ZM54 202V201H53ZM80 202V201H79ZM77 202V203H79ZM136 201H134L135 203ZM252 202V201H251ZM46 203V202H45ZM82 203V202H81ZM133 203V204H134ZM12 204V205H10ZM217 204V203H216ZM240 204V206H241ZM219 205V204H218ZM235 204L233 203V206ZM243 205V204H242ZM7 207V210L5 209ZM18 206H20V204H18ZM51 206V204H50ZM78 210L81 208V207H84V206H81L78 205ZM135 206V204H134ZM238 206V205H237ZM258 206L261 208V207H264V204L260 203L258 204ZM2 207V206H1ZM43 208H45V206L43 205L42 206ZM53 207V206H51ZM10 208V209H8ZM31 208V207H30ZM33 208V207H32ZM48 208V207H47ZM50 208V207H49ZM29 209V208H27ZM72 209H75V208H72ZM236 209V207H235ZM234 209V210H235ZM239 209V208H238ZM237 209V210H238ZM241 209V208H240ZM244 209V208H243ZM16 210H19V208L17 209L16 207ZM34 210V209H33ZM70 210V209H69ZM76 210V209H75ZM74 210V213H76ZM77 210V211H78ZM84 210V209H83ZM252 209L249 210L248 213H250V215L248 214H245L248 218H251L252 215H251V211ZM256 210V209H255ZM260 210V209H259ZM54 211V210H53ZM53 211H51V215H53ZM80 211V210H79ZM82 211V209H81ZM233 211V210H232ZM254 211V210H253ZM252 211V212H253ZM14 212V210H13ZM26 212H29L30 211H27ZM67 212V213H66ZM73 212V210L71 211ZM70 212V214H71ZM238 212V211H237ZM243 212V211H242ZM246 212V211H245ZM256 212V211H255ZM261 215H262V212L261 211ZM260 212H256V215ZM33 213V212H32ZM4 214V213H3ZM2 213L0 214V220L2 221H5V224L4 225H7L8 227L11 225L10 222L12 219H10V222H8L7 220V215H5V220L2 219V217L4 216ZM11 214V213H10ZM13 214V213H12ZM11 214V215H12ZM16 214H17V211H16ZM50 214V213H49ZM66 214L68 216V219L66 217ZM77 214V215H78ZM242 214V215H244ZM254 214V212H253ZM1 215H3L1 217ZM25 215V212L24 214ZM30 215L33 216V214L30 213ZM50 215V216H51ZM255 215V214H254ZM253 215V216H254ZM260 215V214H259ZM29 216V215H28ZM44 216V215H43ZM71 216V215H70ZM74 216V217H75ZM231 216V215H230ZM246 216H243V217H246ZM250 216V217H249ZM11 217V216H10ZM8 216V218H10ZM27 217V216H25ZM66 217V218H65ZM74 217H73V220H71L72 222L74 221ZM232 217V216H231ZM235 219V217H233ZM232 218V219H233ZM259 217H257L258 219ZM28 222L30 221V218H28ZM52 219V218H51ZM69 219V220H70ZM76 219V218H75ZM233 219V220H234ZM237 219V218H236ZM235 219V220H236ZM240 219V218H239ZM257 219H254L253 222H261L262 221V218L260 217L258 220ZM261 219V220H260ZM63 220V223L60 221ZM234 220V222H236ZM244 220V219H242ZM247 220V219H246ZM244 220V222L246 221ZM250 220V219H249ZM0 221V222H1ZM32 221H35L34 218H31V223H35V222H32ZM38 221V219H37ZM54 221V220H53ZM92 221V222H91ZM66 222V221H65ZM89 222H91V224H89ZM229 222V223H228ZM233 222V223H234ZM240 222V220L238 221ZM236 222L238 225H246L245 223H243L242 221V224L241 222L238 223ZM247 222V221H246ZM9 223V225H8ZM13 223V222H11ZM42 223L43 220H42ZM50 223L52 224V220H50ZM248 223V222H247ZM28 224V223H27ZM12 225H14V227H16V225L13 223ZM11 225V227H12ZM26 225V224H25ZM24 225V227H25ZM29 225H32L29 223ZM29 225H26V226H29ZM92 225V227H90ZM239 225V227H240ZM250 225V223H249ZM253 225V224H252ZM252 225L247 227L248 228V234H247V237L249 235V233H253L251 232L252 229ZM23 226V225H22ZM34 226V225H33ZM32 226V227H33ZM56 226V227H54ZM89 226V227H88ZM244 226H241L244 228ZM256 227L258 225H255ZM260 226V225H259ZM258 226V227H259ZM1 227V225H0ZM7 227V228H8ZM10 227V229H11ZM30 226V228L28 227V229L30 231H32L34 228H32ZM34 227H38L37 225H35ZM236 227V228H234ZM238 227V228H239ZM240 227V228H241ZM257 227V228H258ZM263 227V226H262ZM45 228V227H44ZM42 228V231L43 229ZM242 228V229H243ZM260 228V227H259ZM37 229V228H36ZM41 229V228H40ZM46 229V228H45ZM264 229V227H263ZM13 227L10 231H8L9 233H12L13 232ZM234 230V231H235ZM239 230V229H237ZM241 230V229H240ZM250 230V231H249ZM24 231V230H23ZM29 231V233H30ZM230 231V232H229ZM7 232V236L5 238H7L9 236V233ZM24 232H27V231H24ZM39 234V229L38 231ZM219 232V233H221ZM14 233V232H13ZM11 234V235H14V234ZM23 233V234H21ZM32 233V232H31ZM30 233V234H31ZM44 233V232H43ZM209 233V234H207ZM229 233V234H228ZM17 234V235H18ZM42 234V232L39 234V236ZM234 234V235H233ZM29 235V234H28ZM239 235V234H238ZM241 235H239L240 237ZM244 235L242 234L241 237H243ZM245 236H246V233H245ZM251 236V235H250ZM11 237V236H10ZM15 237V235H14ZM13 237V238H14ZM25 237V236H24ZM31 237V236H30ZM238 237V236H237ZM255 237V236H254ZM9 238V237H8ZM12 238V237H11ZM44 238V237H42ZM236 238V237H235ZM245 238V237H244ZM252 238V237H251ZM26 239V238H25ZM24 239V240H25ZM30 239V238H28ZM38 239V237H37ZM241 239V238H240ZM239 239V241H240ZM254 239V238H253ZM263 239V238H262ZM10 240V239H9ZM14 242H15V238L13 239ZM23 240V239H22ZM22 241L23 243L25 241ZM212 242V245H211V242H210V245L211 247H209V241ZM214 240L216 241L214 243ZM220 240H224L223 243L226 241V239H222L220 238ZM220 240L218 243H220ZM230 240V239H229ZM236 240V239H235ZM21 241V240H20ZM30 241V240H28ZM233 241V240H232ZM6 242V241H5ZM12 242V241H11ZM227 242V241H226ZM226 242L224 244H226ZM238 242V241H236ZM241 242H242V239H241ZM22 243V244H23ZM28 243V242H27ZM38 245H37V244ZM222 241H221V244H223ZM235 243V242H234ZM18 244V245H17ZM35 244V245H34ZM44 244H45V248L46 249H52V259L51 257L47 256V255H43V249L45 250L44 248ZM215 244V246H213ZM238 244V243H237ZM12 245V244H11ZM34 245V246H33ZM224 246V245H223ZM230 246V242L229 244H226L225 247H228ZM240 247V246H238ZM11 248V246H10ZM241 249V248H240ZM30 250H32V252H29ZM239 250V249H238ZM237 250V251H238ZM9 251V252H8ZM13 251V252H11ZM42 251V252H41ZM236 251V250H235ZM234 250H231L228 252V255H229V258H230V264H249V262L253 260V263L255 264V256L254 258H252V260L249 261V259L251 258H247V260L249 262H247L243 257V255L239 256L238 253H236ZM253 251H255L253 249ZM225 251L223 250V253ZM227 252V251H226ZM239 252H241L239 250ZM252 252V251H251ZM246 253V252H245ZM254 253V252H253ZM248 254V253H247ZM255 254V253H254ZM16 255V254H14ZM13 255V256H14ZM25 255V256H24ZM2 256L4 258H2ZM246 256V254L244 255ZM12 259H11V258ZM244 259H243V258ZM246 257H249V256H246ZM260 257V256H259ZM259 257L257 256L256 257V261L257 259L259 260ZM261 258V257H260ZM51 259V260H50ZM262 260V258H261ZM259 262V261H258ZM257 263V262H256ZM262 263V261L260 262ZM252 264V263H250ZM259 264V263H258ZM264 264V263H263Z\"/></svg>",
    "mask_w": 264,
    "mask_h": 264
}]
</instances>
